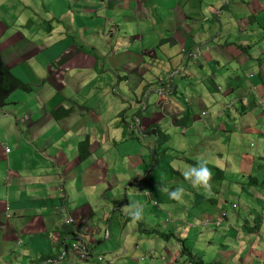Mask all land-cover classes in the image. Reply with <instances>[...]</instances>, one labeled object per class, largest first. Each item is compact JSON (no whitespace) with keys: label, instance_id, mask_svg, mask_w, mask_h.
Masks as SVG:
<instances>
[{"label":"crops","instance_id":"1","mask_svg":"<svg viewBox=\"0 0 264 264\" xmlns=\"http://www.w3.org/2000/svg\"><path fill=\"white\" fill-rule=\"evenodd\" d=\"M0 52L30 87L0 107V264H187L183 246L215 252L212 262H264L262 230L230 218L224 200L242 192L264 204L250 184L264 180V149L241 151L264 141V0H0ZM161 125L175 153L209 158L225 178L187 186L171 151L148 177L154 156L140 134ZM122 196L140 198L142 218H120ZM80 234L90 261L69 251Z\"/></svg>","mask_w":264,"mask_h":264},{"label":"rangeland","instance_id":"2","mask_svg":"<svg viewBox=\"0 0 264 264\" xmlns=\"http://www.w3.org/2000/svg\"><path fill=\"white\" fill-rule=\"evenodd\" d=\"M27 33V35H29V34H31V33H33V32H26ZM35 34H36V32H34ZM124 107H122V108H120V106L118 107V109H117V111H116V114H118V112H119V110L120 109H123ZM117 120H120V121H122V122H124V119L123 118H119V119H117ZM163 128V125H161V129ZM167 136H169L171 139H172V143L170 142V147L171 148H174V146H175V141L178 143V139H174V137H173V135L172 134H170V133H168V132H164ZM113 136L116 138V139H118V137H119V133L118 132H116V133H114L113 134ZM142 138H145V137H143V136H141ZM138 138L137 140L138 141H140V140H143L142 138ZM208 137V136H207ZM219 137H220V139H221V141L222 142H224V140H225V142H227L228 143V140L226 139V138H224V135L222 134V133H220V135H219ZM199 141L200 142H203V140H202V136H199ZM146 140V139H145ZM116 141L117 140H112V143H113V145L112 146H114V143H116ZM118 141L119 142H122L123 140H120V139H118ZM185 145L186 146H189L190 144H189V142H186L185 143ZM254 145V146H253ZM221 148H222V152L224 153H228V145H225V144H223V143H221ZM260 148H263L264 149V141H260L259 140V138L258 137H251V138H249V140L247 141V142H242V148H241V151L242 150H244L245 151V153H251V154H254V153H256V152H258L259 150H260ZM179 149H180V151L181 152H183V150H184V148L183 147H179ZM198 149H200L199 147H198ZM238 149H237V147L233 144L232 145V147H231V151L232 152H234V151H237ZM191 152V151H190ZM170 155H172V156H174V157H178V156H181V161H183L184 163H185V158H183V156H182V154L180 155V153L178 152H176V153H174L173 151H171L170 153H169ZM208 154V156L210 155V156H213V153L211 152H208L207 153ZM200 157H201V155H200ZM194 158H197L196 156H194V157H191L190 158V160H194ZM217 158H218V156H217ZM233 158V157H232ZM207 160L209 159V158H206ZM228 159V158H227ZM214 161H216V160H214ZM182 164L181 166H183L184 167V169L185 170H187L188 168H189V166H185V164ZM220 163H221V166H223V164H224V161H220ZM210 165H212V164H210V163H208V165H207V167L209 168V170H210V172L211 173H213V171L215 172V175L219 172V171H221V170H219V169H215V168H213L212 166H210ZM224 169V168H223ZM222 169V170H223ZM184 170V171H185ZM225 170V169H224ZM183 171V172H184ZM183 172H182V174H183ZM221 172H223V171H221ZM227 172V176L230 178L231 176H232V174H231V172H229V171H226ZM224 173V172H223ZM214 174V173H213ZM184 176V175H183ZM224 177H225V173H224ZM186 183L187 184V186H189V185H192L188 180H183V183ZM226 185V184H225ZM221 190H222V188H220V190H219V193H218V197L220 198V199H222L221 198V196H220V194H221ZM141 190H138V188L135 186L134 188H132V190H131V192H132V194H131V198H136V197H134V193H141L140 192ZM165 196V192H161V193H159L158 194V196L156 197V198H163ZM124 196H122L121 198H120V206H123V205H125L126 204V202H127V200H131V198H127V197H125V198H123ZM224 200H228V203H230V205H229V216H230V218H233V217H235L234 219H239L240 220V222L245 226V224H246V219H249V222H250V226H251V228L254 230V231H257V228L258 227H261V236H262V238H263V246L261 247V246H258L259 247V249L257 250V251H261V256H262V258L264 259V204L263 205H260V206H258V204H257V202H255L254 200L255 199H249L247 196H246V194H244V193H242V192H236V194H233V196L230 198V199H228L227 197L224 199ZM131 201H133V200H131ZM137 202H139L140 203V205L142 204L141 202H140V198H137L135 201H133L132 202V206H134ZM233 203H235V204H237V205H240V207H241V212L243 213V214H240V211H237V210H233L232 209V204ZM248 205H252V208L251 209H248ZM183 209H190V208H188V206H187V204L186 205H183ZM125 210V214L124 215H122V213H121V211L119 212V216H120V218H122V216L125 218V216H126V214H127V212L129 211V208L128 209H124ZM245 213H251L253 216H251V218H249ZM123 218V219H124ZM122 226V224H120V227ZM208 231V230H207ZM123 237H124V235H122ZM219 239L217 238L216 239V242L218 241ZM260 240H262L261 238H260ZM212 241H214V240H212ZM175 242V241H174ZM176 243V242H175ZM177 244V246H179L178 245V243H176ZM182 248V247H181ZM204 249V248H203ZM204 251L206 252V256H205V258H206V261L207 262H212V261H214L213 259H214V255H215V252H208V250L207 249H204ZM146 254H147V252H146ZM148 254H150V253H148ZM261 258V257H260ZM259 258V261H261V259ZM258 259V258H257ZM262 262V261H261ZM261 264H264V262H262Z\"/></svg>","mask_w":264,"mask_h":264},{"label":"trees","instance_id":"3","mask_svg":"<svg viewBox=\"0 0 264 264\" xmlns=\"http://www.w3.org/2000/svg\"><path fill=\"white\" fill-rule=\"evenodd\" d=\"M25 89V90H29L30 87L29 85H27L25 82L21 81L20 78L8 67L5 58L2 54V52H0V107H4L6 106L8 103H10V97L11 94L19 89ZM173 93H176V90L173 91ZM120 118H123V116H121ZM126 121V118L124 119V122ZM121 121V123H124ZM120 122H116V124ZM186 124V120H181L179 125L181 127L185 126ZM129 127V125H128ZM142 136L144 137H149V141L151 144V149L150 152H152L154 159H153V163L151 164V168L148 177L152 176V173L155 172L157 170V168L159 167L160 164V160L164 157H166L165 155H167L168 151H173L175 153L176 149H162L165 144L171 142V138L169 136H167L162 130L161 128L156 129L155 131L153 130H149L147 133H143L141 132ZM148 137L146 139V141L148 140ZM117 140V139H116ZM118 141V140H117ZM116 141V142H117ZM163 146V147H162ZM175 150V151H174ZM89 151H90V142L89 139H85L84 141L81 142V156L82 159H86L89 157ZM181 159L179 156L178 158L176 157L175 160H179ZM185 164H187V166L191 167V166H195L197 164L196 161L194 160H190L189 158L186 159L185 158ZM224 177V173L219 171L212 179V181L214 182H218L223 180ZM250 184L256 187H261L264 193V180H260L259 178H251L250 180ZM264 196V194H263ZM154 200V199H153ZM132 206V204H131ZM131 206H129V211ZM128 211V213H130ZM130 215V214H129ZM131 216V215H130ZM251 228V227H250ZM261 229V227L257 228V231H254L251 228V232H259ZM161 235H163L165 238H173V237H169V236H165L162 232H159ZM85 237V236H84ZM86 238V237H85ZM78 239V238H76ZM181 255H182V259H185V263L187 264H224L222 262H206V258L204 256L199 255L197 252H195L193 249H189L188 247H184L182 248L181 251Z\"/></svg>","mask_w":264,"mask_h":264},{"label":"clouds","instance_id":"4","mask_svg":"<svg viewBox=\"0 0 264 264\" xmlns=\"http://www.w3.org/2000/svg\"><path fill=\"white\" fill-rule=\"evenodd\" d=\"M180 97L182 98V96H180ZM233 104H234V102L232 103V105ZM27 117H29V116H27ZM24 119L22 120V122H25V121L29 120L30 118L27 119V120H24ZM8 150H10V149H8ZM10 152H11V150H10ZM10 152H8V153H10ZM207 165H208V160L206 158H204L202 156L201 157H197V164L195 166L189 167L187 170H185L183 172V175H184L185 179L188 180L193 185V187L203 188L205 190H210V187H211V185H210L211 172H210L209 168L207 167ZM159 190L162 191L161 189H159ZM182 192H183V189L182 188H178L175 191H171L169 193V195L172 198H179V196L182 194ZM147 193H149V191ZM150 200H152V199H150ZM142 205L143 204L140 205V203L137 202L134 206H132V210L129 213L131 216L129 214H126L124 220L128 221L130 217H132L133 220H138V219L142 218V214H143ZM152 205L155 208L158 207V204L156 202H154V200H152ZM122 207L124 209H128L129 205H123ZM237 209H238V206H237ZM78 239H79V237H78ZM78 239H77V241H78ZM72 244L69 246V251H70V248H71ZM74 254H76V253H74ZM92 255H93V253H92ZM93 258H94V256H93ZM96 258L99 259V256H97ZM92 259H89V260H86V261H90ZM99 260H101V259H99Z\"/></svg>","mask_w":264,"mask_h":264},{"label":"built area","instance_id":"5","mask_svg":"<svg viewBox=\"0 0 264 264\" xmlns=\"http://www.w3.org/2000/svg\"><path fill=\"white\" fill-rule=\"evenodd\" d=\"M261 105L264 106V98H262L261 100ZM29 119V117H26L24 120ZM8 152H10V150H8ZM235 209H237V206L235 207ZM79 239L78 241L76 240L71 248H70V252H75L77 255H79L81 258H83L84 260H89L93 258L92 252L89 249V247L86 244V238L84 237V235H79L78 236ZM154 260L156 258V255L154 253H150V254H146L145 257L149 256ZM143 257V258H145ZM103 256L100 255L99 259H102Z\"/></svg>","mask_w":264,"mask_h":264}]
</instances>
